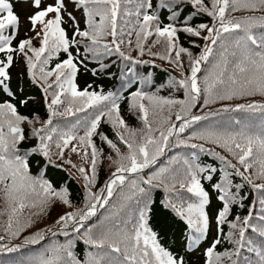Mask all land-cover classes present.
Wrapping results in <instances>:
<instances>
[{
  "label": "snow or ice",
  "instance_id": "snow-or-ice-1",
  "mask_svg": "<svg viewBox=\"0 0 264 264\" xmlns=\"http://www.w3.org/2000/svg\"><path fill=\"white\" fill-rule=\"evenodd\" d=\"M32 8V35L18 39L20 17L0 0V253L47 245L0 264H196L197 252L203 264H264V0H32ZM200 15L209 22L192 26ZM160 45L163 53L152 51ZM156 58L178 75L158 83L148 71ZM16 63L39 89L46 119L19 111L36 98L11 87ZM90 63L93 77L115 83L81 88ZM122 104L142 127L128 124ZM104 145L111 163L97 189ZM50 168L81 183V206ZM208 188L220 203L211 214ZM58 206L69 210L13 243Z\"/></svg>",
  "mask_w": 264,
  "mask_h": 264
},
{
  "label": "trees",
  "instance_id": "trees-1",
  "mask_svg": "<svg viewBox=\"0 0 264 264\" xmlns=\"http://www.w3.org/2000/svg\"><path fill=\"white\" fill-rule=\"evenodd\" d=\"M156 2V0H154V3ZM19 7H23L22 5H20ZM191 6L189 5L186 9H185V12H184V15H187L190 11H191ZM245 13H242V12H235V13H231V15H234V16H240V15H243ZM200 22H209V18L204 16V15H200V16H197V17H194L191 21V24L192 26H195V24L197 23H200ZM82 27H83V24H81ZM180 35V42L185 46V47H191V45L189 44V41H188V38L185 36L184 33H179ZM133 44H135V37L133 36ZM155 37H151L149 39V46L151 45V41L154 40ZM197 43H200L201 45L203 44L202 41H200L199 39L196 40ZM152 51L153 52H158V53H163L164 52V47L163 45H160V46H156V47H153L152 48ZM194 52H196L197 54L199 53V49H193ZM133 55H136L135 52H133ZM143 59H146V60H152L153 57L151 55H148L147 52H146V55L143 57ZM186 63V61H185ZM155 64L158 65V67H155V68H152V67H149L148 68V71H151L154 73L155 75V79L156 81L159 83L161 81H166L167 78H168V75L169 73H171L172 75H178L177 72L174 71V69L166 62V61H162L158 58L155 59ZM92 67H96V65L94 64H88V68L85 69L83 67L82 70L83 71V74L80 72L77 76V80H78V84L82 87L84 86L86 83H94V84H100V83H103L105 85V90H107L108 88H110L114 83L115 81L113 80H109L107 79L106 77H101V78H97V77H93L91 74H90V69ZM162 69H168L169 71H162ZM11 71H14V77L12 78L11 80V87L13 89H18L19 87H22L24 89V94L25 95H28V96H33L36 98L35 102H32L30 101L28 106L26 107H20L19 108V111L21 113H24V114H31L33 111H36V112H39V114L41 115L42 118H46V109L44 107V104H43V100H42V95L39 91V89H36V88H32V87H29L28 85V82L25 79H21L20 78V70H17L15 69V65L12 67ZM113 71H115V69H113ZM20 72V74H19ZM163 95H168L169 92L168 91H164L162 93ZM177 96H179L180 98H182V94H176ZM5 98V97H4ZM4 98H0V100L4 99ZM219 105H216L214 107H218ZM121 109L122 111L124 112V115L126 117L124 118H128L129 117V123H130V126H136L137 128H140L142 127L141 123L135 119L133 116L129 115L126 111V104H122L121 105ZM207 111V109H201V107H197L196 109H194V112L196 114H201V111ZM174 119V117H173ZM214 120V118H211ZM127 120V122H128ZM104 123L101 124V130L102 131H105L108 133V135L110 137H112V133L110 132L109 130V126L106 124V125H103ZM187 134V133H186ZM104 151H107L108 150V147L107 145H104ZM175 151H178V150H175ZM164 160H166L164 158ZM49 174H50V177H52L54 180L56 181H64L66 179V172L65 171H61L59 169H49ZM235 181L237 183L240 182L239 178H235ZM70 189H71V192H72V200L73 202H80L81 200V197H82V192H81V188L79 186V184L77 182H75L74 180H69V183H68ZM206 187H208V183L205 185ZM208 190L210 191V195L212 197V203H211V208L212 206H215L216 208H218L220 206V203L218 200H216V193L212 192L210 188H208ZM245 193H247V189H245ZM251 198V197H250ZM247 204V201L245 202ZM234 211H238V209L234 210ZM231 219V216L229 217ZM1 235V234H0Z\"/></svg>",
  "mask_w": 264,
  "mask_h": 264
},
{
  "label": "rangeland",
  "instance_id": "rangeland-1",
  "mask_svg": "<svg viewBox=\"0 0 264 264\" xmlns=\"http://www.w3.org/2000/svg\"><path fill=\"white\" fill-rule=\"evenodd\" d=\"M21 15L23 16V14H21ZM68 155L71 157V160L73 162H77L78 164L82 163V161L80 160V157H78L76 154L69 152ZM113 156H114V154H113ZM110 163H111L110 161L105 160L103 162V167H108L109 168ZM2 206H3V202L0 201V208H2ZM64 209L65 208H63V206H58L57 209H56V211L55 212H52L50 216L51 217L52 216L53 217L54 216H57L59 214L58 212H61ZM28 214H29V210H25L24 215L27 216ZM6 221H7V216L6 215L5 216H0V234L1 235H4V227L6 225ZM47 222H48V220H47V216H46L42 220H38L37 223L34 226H38V225L39 226H43V225L47 224Z\"/></svg>",
  "mask_w": 264,
  "mask_h": 264
}]
</instances>
